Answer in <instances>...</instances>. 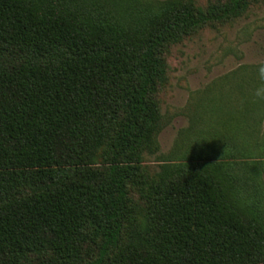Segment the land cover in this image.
<instances>
[{
  "label": "trees",
  "instance_id": "1",
  "mask_svg": "<svg viewBox=\"0 0 264 264\" xmlns=\"http://www.w3.org/2000/svg\"><path fill=\"white\" fill-rule=\"evenodd\" d=\"M258 1L0 0V264H164L183 238L185 264H264V160L218 157H264V79L206 108L254 125L224 119L205 155L145 163L172 46Z\"/></svg>",
  "mask_w": 264,
  "mask_h": 264
},
{
  "label": "rangeland",
  "instance_id": "2",
  "mask_svg": "<svg viewBox=\"0 0 264 264\" xmlns=\"http://www.w3.org/2000/svg\"><path fill=\"white\" fill-rule=\"evenodd\" d=\"M192 1L207 8L215 0ZM169 64L168 78L160 91L157 134L151 150L145 153V163L155 174L167 166L205 155L208 143L201 139H208L209 132L215 130L227 131L230 127L224 126V119L246 117V122L251 120L254 125L255 113L209 111L207 114L206 108L220 101L222 90L230 89L234 82L246 79L245 76L262 79L256 67L264 65V0L238 17L208 23L174 44ZM237 145L242 148L236 151L238 154L223 156L229 153L224 151L219 160H247L240 157L244 154L243 148L253 149L252 158L248 159L264 160L256 144L240 142ZM189 245V238L167 240L164 264H185Z\"/></svg>",
  "mask_w": 264,
  "mask_h": 264
},
{
  "label": "clouds",
  "instance_id": "3",
  "mask_svg": "<svg viewBox=\"0 0 264 264\" xmlns=\"http://www.w3.org/2000/svg\"><path fill=\"white\" fill-rule=\"evenodd\" d=\"M259 73H260V76L262 79H264V65H262L260 68H259ZM262 92H264V89L262 90H258L256 92V95L258 96H262V98H264V95H262Z\"/></svg>",
  "mask_w": 264,
  "mask_h": 264
}]
</instances>
